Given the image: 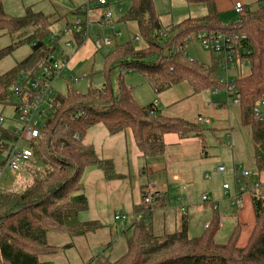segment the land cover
I'll use <instances>...</instances> for the list:
<instances>
[{
	"label": "trees",
	"instance_id": "1",
	"mask_svg": "<svg viewBox=\"0 0 264 264\" xmlns=\"http://www.w3.org/2000/svg\"><path fill=\"white\" fill-rule=\"evenodd\" d=\"M0 0V35H7L11 45L0 50V62L18 47L27 44L30 54L10 70L0 74V106L17 107L11 92L23 75L34 73L46 63L59 42L52 25L58 20L26 7L22 17H12ZM188 6L203 5V17L187 18L164 26L155 12L153 0H129L127 11L112 24L133 23L136 36L143 43L137 48L132 40L117 44L104 57L100 88L89 87L78 93L73 88L57 94L54 108L42 124L39 137L32 144V160L21 172L27 181L19 188L0 191V264H52L45 258L72 247L49 244V235L69 238L85 236L102 229L99 222H81L79 215L87 210L82 182L88 167L101 170L108 181L117 179L113 164L101 160L83 142L89 129L103 125L111 135L130 130L143 158H156L164 153L163 138H204L209 131L198 123L163 117L154 104L139 106L133 89L125 83L128 73L136 72L145 79L155 94L180 84H187L194 94L222 91L228 85L211 57L209 64L191 60L186 52L192 37L198 34L244 36L238 43V58L249 61V73L232 79L240 101L238 108L243 127L251 129L258 168H264V123L253 113L255 105L264 101V2L255 12L240 15L237 23L223 25L216 9L219 0H182ZM31 32L27 33V29ZM19 33H27L17 39ZM77 45L80 35H74ZM16 41V42H15ZM68 57V56H67ZM241 69V68H240ZM240 69L238 73H240ZM228 93V94H227ZM0 138L10 142L8 127H0ZM9 144L0 147V158ZM264 186V185H263ZM263 188V187H262ZM261 188V189H262ZM261 189L251 192L256 227L244 247H239L235 229L226 244L218 245L214 237L219 219L214 216L205 232L191 238L183 222L179 231L157 235L152 226V209L156 203L136 208L137 218L126 238V252L115 261L104 257L99 264H264V195ZM147 194L143 193L142 199Z\"/></svg>",
	"mask_w": 264,
	"mask_h": 264
},
{
	"label": "crops",
	"instance_id": "2",
	"mask_svg": "<svg viewBox=\"0 0 264 264\" xmlns=\"http://www.w3.org/2000/svg\"><path fill=\"white\" fill-rule=\"evenodd\" d=\"M45 1L49 3L50 7L48 9L37 8L35 11L42 12L58 20L57 33H53V36H58L65 25L74 23L76 19H85L86 14L82 10L88 7L87 18L90 19L92 26L90 25L87 30V38L82 39V43L77 45L74 34H69L70 41L72 40L78 49L90 37H92L93 44H95L97 38L103 36L113 39L112 43H116L119 38L114 37V32H121L118 30L121 26L114 24L115 31H113L106 26H102L99 22L100 18L104 13L109 12L112 15V22L116 21L127 11L130 5L129 0H106L105 6L96 5V0ZM263 2L264 0H219L216 2V9L221 24L229 25L237 23L240 18V15L234 9L236 4H241L246 12H255ZM157 14L163 15L162 13ZM107 30H109L110 36L105 33ZM91 33L93 36H91ZM99 34L103 36L99 37L101 36ZM64 36H59V39ZM67 43L70 42L65 44ZM70 44L71 47H65V50L72 51L73 46L72 43ZM188 53L189 58L195 62L209 64L211 61L212 56L208 52L200 50L198 46L191 47ZM66 56H68V62L70 56ZM182 85L187 84L176 85L160 94H155L156 98L153 100L157 111L163 117L178 118L190 123H196L198 118L204 119L202 117L204 116L207 118L205 120L209 121V126H205L209 130L207 132L218 131L217 126L224 121L222 119L221 122V119L216 116V112H220L217 109H220L225 103L221 99L224 97L222 94H225V92L208 90L194 94L189 85L187 87H182ZM225 96L227 95L225 94ZM236 107L238 108V106ZM238 119L240 126L243 127L240 122L239 108ZM233 126L231 124L232 131L230 136H227L226 144L234 152L232 153V159L230 153L216 147L211 150L214 156L207 152L203 156L202 151L205 150L204 139H179L176 135H166L163 138L164 153L162 156L143 158L135 145L130 130L111 135L103 125H96L89 129L84 137V144L90 146L99 159L111 161L114 172L118 176L117 179L108 181L101 170L88 167L82 178L87 210L83 212V218H79V220L81 222L96 221L102 225V229L95 232L100 234H94L95 236L102 235L101 237L104 236L105 238L104 243H102L105 249L100 256L109 261H115L125 254L126 238L129 236L130 228L137 218L136 208L140 206L143 193L147 189H152L156 193L157 200L152 209L151 220L154 232L157 235L177 232L182 223L185 222L189 237L198 238L205 232L212 218L217 216L219 229L214 237L215 243L218 245L226 244L233 231L237 229L239 247L246 246L256 227L252 197L250 194L248 195L250 196L251 209L250 207L246 208L243 201L247 194H243L240 207L237 209L239 211L237 216L228 219L224 205L228 204L231 208L235 206L231 205L230 201L224 197L223 186L229 182L232 183L233 186L228 184L231 187L229 194H234L232 173L234 170L237 171L234 168L237 164L245 165L247 169L249 168L248 170L256 169V175L264 184V178L262 177L264 168L260 170L256 164L251 129L249 128L250 142L246 143L238 138L239 135ZM212 136L210 135V138L207 139V144L214 146L216 140ZM219 156L222 158L221 161H225L226 168L222 174L225 182L221 186L219 194L210 188V193H206L209 200L202 204L200 196L206 194H198L196 183L199 180L203 182V179H209L206 168L212 166V162L219 163ZM214 171L215 174L219 173L217 168ZM117 211L121 213L116 214ZM112 213L115 214L112 215ZM116 216H120V218L116 219ZM199 216H202L201 221L199 226L195 227L193 221Z\"/></svg>",
	"mask_w": 264,
	"mask_h": 264
},
{
	"label": "rangeland",
	"instance_id": "3",
	"mask_svg": "<svg viewBox=\"0 0 264 264\" xmlns=\"http://www.w3.org/2000/svg\"><path fill=\"white\" fill-rule=\"evenodd\" d=\"M153 1H154L155 11L157 13L163 14L161 16V22L164 26L169 24L179 23L187 18L203 17L206 14V11L204 12L205 7L203 5L188 6L182 0H153ZM29 6L32 7L33 10L35 9L37 10V8L48 9L50 7L49 3H47V1L45 0H5L4 1V10L8 15L12 17H22L25 13V8ZM123 7L125 9V4L123 5ZM52 20L55 21L56 19L52 18ZM52 30L54 34L57 33V22H55V24L52 25ZM118 30L121 31L122 37L117 39L116 43L113 42L109 47H104L100 51L96 50L95 45L93 44L92 41V37H90V39H88V41H86L85 44L80 49H78L76 45L73 43V41L72 40L70 41L69 34H65L64 36L59 32L58 37L59 36H64V37L60 39L59 45L57 46L56 50L53 52V55L62 59L66 55H69L70 57H69V61L66 63L65 71L63 72L61 78L53 84L54 92L57 94L64 95L67 92L68 88H73L75 91L82 94L86 92L89 87L100 88L104 81V77L102 73L104 66V57L108 53H110L117 44H122L129 40L133 41L134 37L137 34L136 26L133 23H129L127 27L121 26V28L119 27ZM30 32H31V28H28L27 33ZM27 33H19L17 34L16 38L23 39L25 35H27ZM105 33L110 36L109 30H107ZM91 36H93L92 33ZM102 36L103 35L99 37ZM66 42L72 43L73 46L72 51L65 50L64 44ZM133 43L137 48H142L144 46L143 43L139 42L138 40L133 41ZM8 45H11L10 37L7 35H0V50L7 47ZM193 46L194 47L198 46L200 50L204 52V50L200 47V44L196 40H193V42L188 44L186 47V52L188 55H189L188 51ZM30 51H31L30 46L27 44L18 47L11 55L4 58L0 62V74L5 73L6 71L14 67L17 63L26 59V57L29 56ZM248 73H249V67L242 66V68L240 69V73L238 72L230 73V78L233 79L238 76H245ZM125 83L133 89V97L139 106H143L149 103H154L155 105V101L153 99L156 98V95L152 90L151 86L142 77V75L136 72L128 73L127 76L125 77ZM185 86L187 87V85H182V87ZM222 95L224 96L223 98H221L222 102H225L226 104L224 103V105L220 107V109H217L220 110V112H216V116H218L221 119V122L222 119L224 122H222L217 126L218 131L206 132L203 138L205 141V150L204 152L202 151L203 153L202 155L204 156L207 152L208 154L210 155L212 154V156H214L211 150H214L216 147L230 153V157L232 159V153L234 152L230 147L226 145L227 136H230V132L232 131L231 124L234 125L233 126L234 129L239 135L238 138L246 143L250 142V129L247 127L240 126L238 119V108L233 105V98L225 96L224 93ZM12 107L13 106H5L2 109V107L0 106V113H2V115L7 119L14 118L15 113L13 112ZM202 117L204 119H207L204 116ZM5 126H10V122L6 121ZM202 126H209V124ZM210 135H213L212 137L216 140L214 146L207 144L208 143L207 139L210 138ZM249 153H250V149H249ZM219 159H220L219 163L212 162L213 165L206 168V171L209 174V179H203L204 180L203 182L199 180L196 183V186L198 187L199 195H201V193L209 194L210 188L213 189L217 194H219L220 188L225 182L224 175H222L223 173L215 174L216 172L214 170L219 166L223 167L224 169L226 168L224 165L225 161H221L222 160L221 156H219ZM247 166L249 167V165ZM234 168H236L239 174L244 171L250 172L254 176L257 174L256 169L252 168V170H248L249 168L247 169L245 165L242 166L237 164L234 166ZM262 175H263L262 177L264 178V174ZM26 181H27V176L23 172L21 171L12 172L6 170L0 182V190L5 188L12 189L15 187L20 188ZM228 184L230 186L232 185V183L230 182ZM261 191L262 194L264 195V187L262 188ZM248 195L249 194L245 195L246 197L244 196L245 198L243 204L244 207L246 208L250 207L251 209L250 196ZM224 206L226 209V216L228 217V219L235 218V216H237V213L239 212L237 210L238 208L236 207L231 208L228 206V204ZM115 213L119 214L121 212L117 211ZM114 214L112 213V215ZM79 218H83V213L82 215H80ZM201 218L202 216H199L193 221L195 227L199 226ZM120 223H122V221H120ZM100 230L101 229H99L96 232H99ZM193 232L195 233L196 231ZM94 234L98 235L100 233H88L85 236L76 237V238H69L67 236H61V235H49L48 242L50 245L55 247H64L68 244H72V247L45 258L44 262L48 261L51 262L52 264H99L98 257L102 254L103 250L105 249L104 244H102L104 243L105 238L104 236L101 237L102 235L95 236Z\"/></svg>",
	"mask_w": 264,
	"mask_h": 264
},
{
	"label": "built area",
	"instance_id": "4",
	"mask_svg": "<svg viewBox=\"0 0 264 264\" xmlns=\"http://www.w3.org/2000/svg\"><path fill=\"white\" fill-rule=\"evenodd\" d=\"M96 5L105 6L106 0H96ZM234 9L238 15H244L246 13L241 4H236ZM88 10V7L82 10L86 14L85 19L78 18L74 23L65 25L60 31V34H74L80 35L82 39L87 38V30L91 25L90 19L87 18ZM99 22L102 26H106L115 31L112 24V15L109 12L104 13ZM114 37L120 38L121 32H114ZM241 39H244V36L223 33L216 35L198 34L192 37V42L196 40L200 44V47L208 52L216 61V66L221 72V80L228 85V97L233 98V104L236 106L239 105L240 101L233 86L230 85L232 82L230 73L238 72L242 66L249 67L248 60L241 61L238 58V43ZM112 41L113 39L109 37L97 38L94 45L96 50L100 51L104 47H109ZM65 47L69 48L71 44L67 43ZM66 63L67 56H64L62 59L51 54L39 70L23 75L18 85L12 88L11 92L16 96L19 104L17 107H12L15 113L14 118L7 119L0 113V127L5 128V122H10V126L7 127L13 136V140L10 142L0 138V147L4 144H9L0 158V182L6 170L19 172L23 169L26 162L32 160V144L39 137L42 124L54 108V100L57 93L53 90V84L61 78ZM253 113L259 122L264 123V101L255 105ZM196 123L207 125L209 121L198 118ZM217 171L224 173L225 169L219 166ZM232 176L234 194H229L231 187L225 184L223 186L224 197L230 201L231 205L237 208L240 207L243 194H251V192L261 189L264 185L257 175L254 176L247 171L239 174L238 171L234 170ZM153 195L154 190L147 189V194L141 200V204L143 206H151L153 204ZM208 200L207 195L201 197L202 204ZM119 218L120 216H116V219Z\"/></svg>",
	"mask_w": 264,
	"mask_h": 264
}]
</instances>
